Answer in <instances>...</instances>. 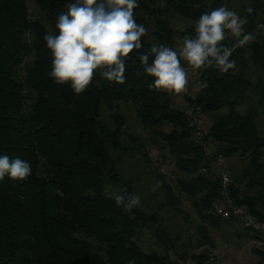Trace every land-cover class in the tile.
<instances>
[{"label":"trees","instance_id":"1","mask_svg":"<svg viewBox=\"0 0 264 264\" xmlns=\"http://www.w3.org/2000/svg\"><path fill=\"white\" fill-rule=\"evenodd\" d=\"M37 2L46 23L31 18L28 0H0V155L31 165L26 180L5 176L0 181V264H178L168 254L175 243L160 210L173 207L189 218L182 211L181 194L206 221L196 225L198 247L204 249L190 258L194 264H207L215 247L211 228L233 221L214 212V203L223 198L220 178L201 173L211 162L206 153L209 140L216 145L213 157L241 158L231 194L264 221V133L259 127L264 122V75L253 78L255 70L264 71V27H259L264 25V0H138L136 22L154 28L152 35L142 37V48L126 58L125 82H109L97 70L90 87L79 95L70 84L58 85L49 76L52 57L44 40L48 33L59 34L57 17L74 0ZM220 6L246 18L245 32L256 40L235 47L230 59L236 66L227 73L214 66L198 70L205 85L186 100L195 112L216 115L198 143L186 109L167 91L149 87L153 78L143 73L139 56L152 45L174 48L178 41L183 43L185 35H195L199 17ZM248 7L251 14L245 11ZM171 13L191 24L174 29ZM223 43L232 47L236 39L228 34ZM152 59L149 55V63ZM23 66L26 72L21 75ZM122 102L137 108L149 141L167 149L188 177L173 187L154 167L165 200L157 209H147V200L135 191L138 179L127 178L122 170L129 155L141 153L153 163L146 141L135 135L130 142L123 140ZM222 110L227 113L218 114ZM238 182L245 184L246 194L236 187ZM122 189H127L126 195H138L140 206L131 212L117 206L114 195ZM146 230L166 246V254L146 252L139 245ZM257 252L258 264H264V251ZM177 255L189 257L186 252Z\"/></svg>","mask_w":264,"mask_h":264},{"label":"clouds","instance_id":"2","mask_svg":"<svg viewBox=\"0 0 264 264\" xmlns=\"http://www.w3.org/2000/svg\"><path fill=\"white\" fill-rule=\"evenodd\" d=\"M137 7L138 0H74L69 3L67 11L57 17L55 27L59 34L44 36L51 52L49 76L54 83L70 84L73 92L79 95L90 87L97 70H100L102 78L123 84L126 58L142 48V37L147 32L136 22L134 9ZM245 11L251 14L253 9L248 7ZM247 22L235 11L220 6L199 17L195 23V35H185L179 49L163 44L152 45L149 52L139 56L143 73L153 78L149 87L172 95L186 93L189 80L182 60L193 70L214 66L221 73H227L235 68V61L230 59L235 47L256 40L254 34L245 32ZM228 33L236 39L232 47L223 43L228 39ZM149 55L154 57L151 63ZM30 174L29 162L0 155V181L5 176L23 181ZM159 184L157 182L156 187ZM126 193L127 189H122L115 194V203L131 212L140 206L141 200L138 195Z\"/></svg>","mask_w":264,"mask_h":264},{"label":"rangeland","instance_id":"3","mask_svg":"<svg viewBox=\"0 0 264 264\" xmlns=\"http://www.w3.org/2000/svg\"><path fill=\"white\" fill-rule=\"evenodd\" d=\"M30 16L32 19H41L45 23L46 16L44 11L39 6L37 0H28ZM161 5H165L162 3ZM237 5L241 6V1H237ZM238 7V8H239ZM171 27L176 30H181L191 24V20L184 18L176 13L170 14ZM153 26V25H152ZM260 28L264 27L263 24L259 25ZM154 27H149L146 34L152 35V30ZM231 35L230 33H228ZM154 40V38H152ZM155 41V40H154ZM182 45L180 41L177 42L174 49H179ZM182 64L188 73V91L180 95H172L175 104L178 107L191 109L190 104L186 100V95L195 98L202 90V86L205 82L200 79V74L198 70H193L186 62L182 60ZM21 75L26 72V67L23 66L18 70ZM264 71L258 69L255 70V78L258 76H263ZM120 112L126 117V124L124 126L123 140L130 142V137L135 135L139 137L142 141H146L149 156L151 157L153 163H147L143 154L139 153L136 156H127L122 163V170L124 171L127 178L133 179L136 184L137 194L147 200V209H157L160 207L164 200V195L161 190V186L156 187V177L153 174L154 167L158 168L159 172L170 179L171 184L177 185L178 179H187L188 177L181 173L174 162V157L170 152L163 148L161 145L153 144L149 141L148 132L145 131L140 123L138 117L137 108L131 103H120ZM199 113L204 120L205 133L211 127L214 122L215 114H205L200 111ZM227 110H222L218 114H226ZM104 114L107 119L111 120V114L108 109L104 108ZM260 130L264 133V122H261ZM167 131H170L172 127L167 125L165 127ZM194 138L198 139L194 134ZM216 145L211 140L206 144V153L209 155L211 162L208 168L201 170V173H209L212 177H220L223 169H228L233 176V179L237 176V173L241 171L242 162L240 157L227 158L224 156L213 157ZM223 160L220 162L219 158ZM237 188L240 189L241 193H247L245 184L238 182L236 184ZM155 188V191L153 189ZM183 199L182 211L189 216L186 218L181 215L173 207L166 206L160 210V215L162 219V224L164 225L168 236L173 239L175 243L171 247L168 254L170 258L177 262L178 264H194L193 260L190 258L192 253H200L203 251L204 247H198L197 239L198 232L196 230V225L198 223H206L202 219V215L196 212L192 206L191 200L187 198L186 195L181 194ZM210 233H212L214 238V248L211 249L210 259L207 264H258L261 260L260 254L257 251H264V235L260 233H255L250 230H246L237 221H232L229 225L223 224L220 229L211 228ZM139 245L146 252H158L160 254H166V246L159 243L157 237L153 232L146 230L142 235ZM177 251L186 252L187 259H182L178 257Z\"/></svg>","mask_w":264,"mask_h":264},{"label":"built area","instance_id":"4","mask_svg":"<svg viewBox=\"0 0 264 264\" xmlns=\"http://www.w3.org/2000/svg\"><path fill=\"white\" fill-rule=\"evenodd\" d=\"M186 112L191 119L190 125L195 128L194 134L199 137L197 142L201 143L200 139L205 134L204 120L194 109H187ZM222 160L220 157L219 161L221 162ZM219 178L223 198L214 203L215 215L223 219L237 221L242 227L255 233H264V221L257 218L246 205L239 203L237 197L231 194L230 187L233 183L231 172L228 169H223Z\"/></svg>","mask_w":264,"mask_h":264},{"label":"crops","instance_id":"5","mask_svg":"<svg viewBox=\"0 0 264 264\" xmlns=\"http://www.w3.org/2000/svg\"><path fill=\"white\" fill-rule=\"evenodd\" d=\"M261 234H263V235H264V233H261Z\"/></svg>","mask_w":264,"mask_h":264}]
</instances>
